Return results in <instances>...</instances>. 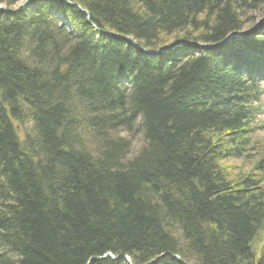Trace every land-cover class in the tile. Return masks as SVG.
Segmentation results:
<instances>
[{"label":"trees","instance_id":"1","mask_svg":"<svg viewBox=\"0 0 264 264\" xmlns=\"http://www.w3.org/2000/svg\"><path fill=\"white\" fill-rule=\"evenodd\" d=\"M63 1L0 16V264L106 253L132 264H264V243L253 248L264 228L260 89L235 81L217 51L192 47L161 66L134 60L115 37L148 49L216 44L252 24L264 0ZM52 5L74 35L47 18ZM252 38L241 41L264 50ZM120 66L129 92L115 87Z\"/></svg>","mask_w":264,"mask_h":264},{"label":"bare ground","instance_id":"2","mask_svg":"<svg viewBox=\"0 0 264 264\" xmlns=\"http://www.w3.org/2000/svg\"><path fill=\"white\" fill-rule=\"evenodd\" d=\"M14 10L19 11L17 9V7H15ZM260 11H261V9L258 10L259 13H260ZM2 15H6V14L2 13ZM261 15L262 16H259V19H257V20H255L252 17L253 23L252 24H246L245 26H243L242 28H244V27H246V28H244V30H242L241 32H234V33H230L227 35L228 37L229 36H235V37H232V40H236L235 42H229V41H226V39H222L220 42H218L216 44H210L209 45V46H212V48H210V49H215L217 51L216 61L223 63V66L225 68H228L229 70H231L233 78L237 77L235 81H240L243 83L245 82L247 84H252L251 72L248 71V75H246L245 79H244L243 73H244L245 69L249 66V65H246V62H248L250 65H252V64H255L260 58L264 59V50L263 49L257 50V48L255 46H253L251 49H248V47H246L243 44V42L240 40V39H244L247 37H253L251 45H255L254 41L258 40L259 38L261 39V42H264L262 40V37H261L263 35L264 30L262 28H259L261 21H262V18L264 16V12ZM117 37H118L117 39L125 41L128 45H130L132 47L134 54L133 53L132 54L130 53V54L132 55V58L134 60H136V58H141L143 55L146 56V57H143L145 60L159 56L157 53V49L145 48L142 45H140L138 42H136L135 40H132L129 36L125 37V36L117 35ZM262 44H264V43H262ZM262 48H264V45ZM132 50L130 52H132ZM205 57H207V56L205 55ZM159 62H160L161 66H165V64H166L165 60L162 58H159ZM211 63H213V62H211ZM121 67L122 66L118 67V69L119 68L120 69L119 70L117 69L118 71H115V75H114V77H115L114 80H115V84H116L115 87L118 90L120 89V90H123L125 92H129L130 91L129 88H130L131 84L125 75H121V73L125 70L124 68H121ZM108 254L110 255V253H106L102 257L91 258L93 260L90 261L91 259H89L86 264H92L93 261H96V260L98 261L101 259L111 258V256H106ZM120 256L125 257V259H121V261L124 262L123 264H132L129 256H127V255H120ZM173 257L176 260H180L179 256H177V255H174ZM151 262H149L147 264H150ZM151 264H153V263H151Z\"/></svg>","mask_w":264,"mask_h":264},{"label":"rangeland","instance_id":"3","mask_svg":"<svg viewBox=\"0 0 264 264\" xmlns=\"http://www.w3.org/2000/svg\"><path fill=\"white\" fill-rule=\"evenodd\" d=\"M264 12V8L259 12H257L256 14H253V17L255 20L259 19V16H262L261 14ZM263 20V18H262ZM59 21V20H58ZM70 30V28H68ZM264 120V119H263ZM14 125L16 126L17 128V133L19 135L20 138H22L23 136V131L20 129V127L17 125V123L14 122ZM31 127V125L27 124V126H21L23 129L24 128H27V127ZM256 138L258 139V142L259 143H263L264 142V125H263V129L262 130H259L258 131V134L256 135ZM138 146H140L139 144V140L137 138V140L134 141V144H133V153L137 151L138 149ZM256 150V149H255ZM256 152V151H255ZM254 152V153H255ZM253 157V156H252ZM252 157L250 159H252ZM230 168H235L236 166L238 167H241L243 166V162L241 161H232L230 164H229ZM263 243H264V228H262L258 234V236L256 237V239L254 240V243H253V248L256 252V254L261 250L262 246H263Z\"/></svg>","mask_w":264,"mask_h":264},{"label":"water","instance_id":"4","mask_svg":"<svg viewBox=\"0 0 264 264\" xmlns=\"http://www.w3.org/2000/svg\"><path fill=\"white\" fill-rule=\"evenodd\" d=\"M27 0H24V3L26 2ZM4 12H8L5 8H3V7H0V15H1V13H4ZM232 37H235V36H229V37H227L226 38V41H229V40H231L232 39ZM205 48H212V46H208V45H205L204 46ZM106 256H111L112 257V255L110 254H108V255H106ZM118 258H121V259H125V257H123V256H119ZM112 259H114V257H112ZM93 259H91L90 261H92ZM156 260H154V261H152L151 263H154ZM150 263V264H151Z\"/></svg>","mask_w":264,"mask_h":264}]
</instances>
